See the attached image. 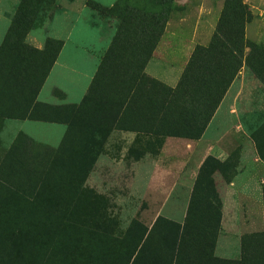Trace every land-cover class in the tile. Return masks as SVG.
Returning <instances> with one entry per match:
<instances>
[{"label": "rangeland", "instance_id": "374dc122", "mask_svg": "<svg viewBox=\"0 0 264 264\" xmlns=\"http://www.w3.org/2000/svg\"><path fill=\"white\" fill-rule=\"evenodd\" d=\"M30 1L34 21L23 43L42 49L47 39L62 42L35 98L51 105L79 102L117 31L120 20L106 9L118 0ZM22 3L23 0H0V85L6 79L23 89L26 85H36L38 74L30 73L25 66L15 67L16 49L7 38L11 20ZM175 3L176 10L153 53L152 64L148 65L150 73L170 84L180 77V69L186 65L194 47L209 43L226 4L225 0H175ZM242 3L250 11L244 25L245 39L264 46V0H242ZM3 70L16 74L27 71L28 79H3ZM21 94L30 96L32 92L23 89ZM259 111H264V85L243 66L200 140L187 146L179 138L170 137L158 155H146L134 161L126 156L129 134L114 131L81 187L69 181V159L64 158L68 154L59 153L67 131L65 124L0 118V183L21 171L12 185L22 190L8 195L0 191V210L7 208L19 214L26 211L29 215L21 217L20 221L27 231L10 236V243L27 253V258L18 260L17 264H117L115 259L120 254L128 256L129 264L137 247L124 244H133L136 239V234L126 233L133 221L153 236L177 242L188 201L185 197L199 169L210 175L212 182L207 191L213 192L210 195L216 193L213 201L225 207L218 229L223 217L222 234L228 238L229 247L239 248L240 258L241 236L264 231V162L248 130L254 114ZM20 133L31 138L34 144ZM83 137L78 133L68 134L62 146L70 142L78 147ZM83 188L91 190L92 194L84 196ZM100 206L101 214L97 213ZM63 218L83 225L90 222L91 227L98 222L101 226L98 232L92 233V238H111L112 234L119 244L100 246L99 263L95 260L73 263V257L63 253L64 248L71 246L73 251L78 244V236L73 231L68 236L69 242L59 244L56 250L51 247V238L53 243L54 240L59 242V224ZM8 222L14 224L15 220L10 216ZM39 223L45 227L55 226L57 232L39 234L33 230ZM104 229L110 234H104ZM189 241L199 242L190 237ZM40 247L43 251H39ZM164 253L162 247L147 250V256L159 259L161 256L163 260ZM236 260L229 258L227 263L240 264Z\"/></svg>", "mask_w": 264, "mask_h": 264}, {"label": "trees", "instance_id": "16d2710c", "mask_svg": "<svg viewBox=\"0 0 264 264\" xmlns=\"http://www.w3.org/2000/svg\"><path fill=\"white\" fill-rule=\"evenodd\" d=\"M225 2L209 43L194 47L176 85L172 87L148 75L145 67L171 14L176 10L175 0H118L106 9L119 18L117 31L85 94L78 103L51 105L40 103L35 97L60 52L62 42L47 39L42 49L30 48L23 43L24 35L34 21L31 1L23 0L11 20L7 38L16 49L15 67L25 66L31 70L30 73L38 74V79L33 87H23L31 90L32 94L22 95L23 89L13 86L5 77L15 81L26 80L27 71L16 74L4 73L3 70L5 81L0 85V118L63 123L67 131L62 145L68 134H82L84 137L80 146L68 142L64 146L60 144L59 149L61 156L63 151L68 154L64 158L69 159V181L79 187L114 130L139 134L126 154L133 159L147 152L156 154L167 136L198 139L243 66L249 68L264 85V46L249 42L244 37V25L250 11L242 0ZM248 130L257 154L264 162V111L254 114ZM23 135L27 142L34 144L31 138ZM19 173L21 171L17 176H20ZM17 176L2 181L0 191L7 195L21 192L12 185L13 181L17 182ZM35 182L38 183V180ZM211 182L206 170L199 169L177 242L153 236L146 228L141 229L137 221L135 224L131 222L133 225L126 233L136 234V239L133 244L127 242L124 245H135L137 249L129 264H155L159 260V264H213L222 206L213 201L217 198L216 193L210 195L213 192L207 191ZM82 191L84 196L92 194L91 190L83 188ZM97 209V213H103L101 206ZM10 216L14 218V224L8 222ZM28 216L26 211L19 214L7 208L0 210V264H17L18 260L27 258L24 249H17L10 243V236H19L27 231V227H21L20 221L21 217ZM88 225L90 222L83 225L63 218L59 224L61 243L55 240L53 243L51 238L52 250L59 249V244L68 241L73 231L78 236V244L73 251L71 246L64 248L63 253L73 257V263H92L93 260L99 263L100 246L119 244V241L112 234L111 238H92V233L98 232L101 225L98 222L92 227ZM33 230L42 235L45 231L50 234L57 232L55 226L45 227L43 223L36 224ZM103 233L110 234L107 229ZM189 237L199 242H190ZM123 240L126 242L127 237ZM150 247L164 248L165 259L147 256ZM40 249L43 251L44 248ZM128 260L125 254L115 259L117 264H127ZM154 260L158 261L153 263ZM239 263L264 264V231L241 236Z\"/></svg>", "mask_w": 264, "mask_h": 264}, {"label": "crops", "instance_id": "0c3cea01", "mask_svg": "<svg viewBox=\"0 0 264 264\" xmlns=\"http://www.w3.org/2000/svg\"><path fill=\"white\" fill-rule=\"evenodd\" d=\"M168 23V22H167ZM165 28H166V26H165ZM164 33V32H163ZM162 36H163V34H162ZM161 36V37H162ZM192 36H194V34L192 35ZM160 41V40H159ZM159 43V42H158ZM158 45V44H157ZM157 47V46H156ZM156 49V48H155ZM155 51V50H154ZM154 53V52H153ZM153 56V55H152ZM152 57L150 58V60L147 62V65H146V67H145V72L148 74V75H150L151 77H154V78H156V79H159L160 81H162V82H164V83H166L167 85H169V86H175L176 85V83H177V81H178V79H177V81L174 83V84H170L168 81H166L165 79H162V78H160V77H158L156 74H153V73H150L149 71H148V65H150V64H152ZM185 67V66H184ZM182 69H184L183 67L180 69L181 71H183ZM165 70H168V68H166ZM170 73V72H169ZM182 73V72H181ZM165 75V74H164ZM181 75V74H180ZM37 101L38 102H40V103H45V102H43L42 100H39V99H37ZM74 103H78V102H61V103H59V105H66V104H74ZM208 125H209V123L207 124V126L205 127V129H204V131H203V133L201 134V136L198 138V139H189V138H184V137H176V136H167V137H165L164 138V140H163V143L161 144V146L160 147H158V152L156 153V154H151V153H149V152H147V153H145L143 156H141L140 158H138V159H133L134 161H139V160H141V158H144L146 155H153V156H156V155H158L159 153H160V151H162V149L164 148V146H165V144H166V142L168 141V140H171V139H168V138H170V137H173V138H179V141H182L183 143H185L187 146H188V144L189 143H191L192 141L194 142V141H198V140H200L201 139V137L204 135V133H205V131L207 130V128H208ZM114 131H120L121 133H128L129 134V139H127V146H126V152L128 151V149L131 147V146H133V144H134V142H135V140H136V138H137V136L139 135L137 132H135V131H123V130H114ZM113 131V132H114ZM112 132V133H113ZM111 133V134H112ZM111 136V135H110ZM110 138V137H109ZM109 140V139H108ZM107 144H108V142H107ZM107 144H106V146H107ZM193 187V186H192ZM174 188H175V185L173 186V188H172V190H174ZM185 189L186 188H188V187H184ZM171 190V191H172ZM170 191V192H171ZM191 191H192V188L190 187V190H189V193H187L186 194V199L188 198V201H186V205H185V208H184V214L186 213V209H187V205H188V202H189V198H190V194H191ZM223 205H224V203H223ZM225 211V207L224 206H222L221 207V215H224V212ZM223 228H224V223H223V217L221 218V227H220V229H219V234H218V236H217V241H216V246H215V249H214V256H213V264H228L227 263V261H228V259L229 258H231V259H237L236 261H239V248L237 247V248H235V249H233V247L231 248V247H229V241L227 240L228 238H225V236L222 234L223 233ZM235 250V251H234ZM221 257V258H220ZM200 261H202V260H200ZM204 263H205V260H204Z\"/></svg>", "mask_w": 264, "mask_h": 264}]
</instances>
